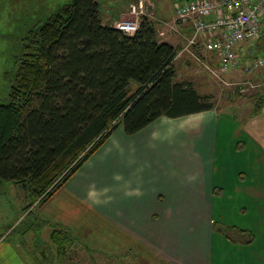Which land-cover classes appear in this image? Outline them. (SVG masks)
I'll return each instance as SVG.
<instances>
[{
  "label": "trees",
  "instance_id": "trees-1",
  "mask_svg": "<svg viewBox=\"0 0 264 264\" xmlns=\"http://www.w3.org/2000/svg\"><path fill=\"white\" fill-rule=\"evenodd\" d=\"M193 1L177 2L175 17L178 5ZM175 17L172 26L187 43L192 26L176 23ZM159 28L142 14L138 29L125 33L105 22L98 0H70L22 39L5 76L8 92L0 98V196L6 182L25 191L17 226L23 236L34 233L30 248L25 247L29 240H21L31 264H63L76 241L87 247L70 227L41 218L35 208L48 202L120 126L133 135L161 116L215 108L212 94L177 79L178 46L163 40ZM263 42L264 37L260 51ZM46 228L48 241L41 233ZM222 231L233 241L236 231L249 234L245 242L253 238L250 230L236 226H222Z\"/></svg>",
  "mask_w": 264,
  "mask_h": 264
},
{
  "label": "crops",
  "instance_id": "crops-1",
  "mask_svg": "<svg viewBox=\"0 0 264 264\" xmlns=\"http://www.w3.org/2000/svg\"><path fill=\"white\" fill-rule=\"evenodd\" d=\"M205 52L199 60L210 57L207 66L218 64V75V56ZM259 116L264 122L263 110L248 124L264 147ZM179 118L178 124L161 116L133 135L118 128L37 213L70 227L89 248L129 252L133 264H264V236L258 239L256 225L251 240L236 231L233 241L222 231L230 222L213 215L219 111ZM258 220L264 233V214ZM17 248L0 235V264H31Z\"/></svg>",
  "mask_w": 264,
  "mask_h": 264
},
{
  "label": "rangeland",
  "instance_id": "rangeland-1",
  "mask_svg": "<svg viewBox=\"0 0 264 264\" xmlns=\"http://www.w3.org/2000/svg\"><path fill=\"white\" fill-rule=\"evenodd\" d=\"M69 1L0 0V98H4L8 92L9 78L5 76L14 67L15 56L21 51L24 36L36 23L42 22ZM98 1L106 23L116 25L124 19L139 20L140 16L146 13L155 21L157 28L160 26L159 36L163 40L173 41L179 51L182 45L185 46V38L180 34L181 32L172 27L175 4L184 0ZM140 4L144 6L143 12H140L137 7L138 14L131 13V6H140ZM263 37L264 18L262 19L261 36L249 46V49L254 52L252 56L254 59L257 56L258 58L264 56V50L260 51L259 46ZM194 49L192 52L186 50L175 61V64L178 71L177 79L193 81L202 94H212L215 110L219 111L216 146L218 149L215 153L218 165L215 180L218 187H215L213 215L216 219L218 215L223 216L222 218L230 222L229 226L242 225L243 228L252 231L250 226L255 227L256 225L258 239L261 240L264 233L261 232L262 220L258 218L264 214V147L253 137L248 123L254 121L261 107L259 114L264 110V66L249 72L245 65L248 57H244L234 68L229 71H219L216 75L214 71L218 70V64L208 68L207 62L211 61L210 57L206 59L207 62L199 60V55L206 53L204 48H199L197 51ZM179 117L169 118L179 124L181 121ZM258 118V124L263 125V117ZM220 186L223 189L217 192ZM26 203L25 191L12 182H6L5 194L0 196V235L5 234L7 240H12L18 245L17 251H24L28 258L21 240H29L25 247L30 248L33 244L34 233L23 236L20 225L17 226L22 219L23 207ZM219 227L220 224L215 226L217 233ZM50 232L49 228L41 231L42 237L47 241ZM248 235V233L243 234L244 238ZM92 247L97 252L89 250L88 247L76 241L75 248L67 251L68 254L63 264H70L69 260L75 261L76 264H133L128 258L129 252L127 256L114 258L119 253L109 255L103 248L94 245ZM104 254L108 255L104 256Z\"/></svg>",
  "mask_w": 264,
  "mask_h": 264
},
{
  "label": "built area",
  "instance_id": "built-area-1",
  "mask_svg": "<svg viewBox=\"0 0 264 264\" xmlns=\"http://www.w3.org/2000/svg\"><path fill=\"white\" fill-rule=\"evenodd\" d=\"M143 12V4L131 6V13ZM141 9V10H140ZM264 18V0H197L180 4L176 8L175 22L191 25L193 32L185 46L178 52L180 57L193 47L204 48L219 58L220 72L229 71L248 57L247 69L264 65V56L253 58L249 43L261 35ZM116 26L125 33H134L139 20H121ZM176 30L178 27L174 24Z\"/></svg>",
  "mask_w": 264,
  "mask_h": 264
}]
</instances>
